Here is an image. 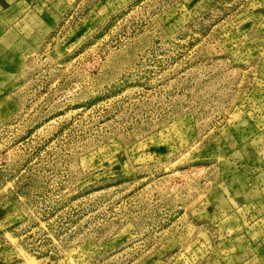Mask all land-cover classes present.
Returning <instances> with one entry per match:
<instances>
[{"label":"rangeland","instance_id":"1","mask_svg":"<svg viewBox=\"0 0 264 264\" xmlns=\"http://www.w3.org/2000/svg\"><path fill=\"white\" fill-rule=\"evenodd\" d=\"M0 264H264V0H0Z\"/></svg>","mask_w":264,"mask_h":264}]
</instances>
